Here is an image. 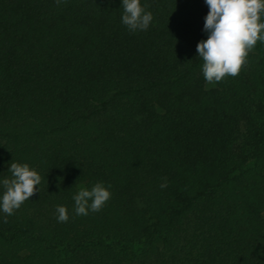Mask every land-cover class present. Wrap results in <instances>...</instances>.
Wrapping results in <instances>:
<instances>
[{
	"label": "trees",
	"instance_id": "16d2710c",
	"mask_svg": "<svg viewBox=\"0 0 264 264\" xmlns=\"http://www.w3.org/2000/svg\"><path fill=\"white\" fill-rule=\"evenodd\" d=\"M141 3L130 32L119 0H0V177L41 176L0 213V264H264V46L206 84L203 0Z\"/></svg>",
	"mask_w": 264,
	"mask_h": 264
},
{
	"label": "clouds",
	"instance_id": "9594fccd",
	"mask_svg": "<svg viewBox=\"0 0 264 264\" xmlns=\"http://www.w3.org/2000/svg\"><path fill=\"white\" fill-rule=\"evenodd\" d=\"M60 2L56 0V3ZM203 2L207 5L202 26L206 38L197 41L195 52L202 60L200 71L204 81L213 84L226 75L235 76L256 42L264 43V0ZM119 7L122 9L120 23L128 31H142L149 27L152 13L146 10L141 0H119ZM7 172L9 175L0 177V213L6 214L4 219L37 192L41 180L38 171L26 162L8 163ZM166 183L163 179L159 187L164 188ZM109 188L102 181L90 187L79 186L71 197L73 213L87 215L99 211L110 198ZM54 215L58 222L66 221L68 210L58 204Z\"/></svg>",
	"mask_w": 264,
	"mask_h": 264
},
{
	"label": "rangeland",
	"instance_id": "374dc122",
	"mask_svg": "<svg viewBox=\"0 0 264 264\" xmlns=\"http://www.w3.org/2000/svg\"><path fill=\"white\" fill-rule=\"evenodd\" d=\"M264 43H261L259 41L256 42V44L254 45V47L250 50L251 52H256L259 50V48L263 47Z\"/></svg>",
	"mask_w": 264,
	"mask_h": 264
}]
</instances>
